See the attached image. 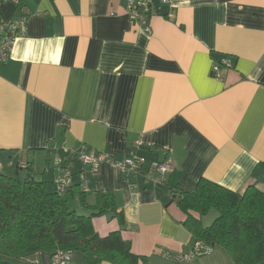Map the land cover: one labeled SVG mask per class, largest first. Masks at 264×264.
I'll return each mask as SVG.
<instances>
[{"label": "crops", "instance_id": "obj_1", "mask_svg": "<svg viewBox=\"0 0 264 264\" xmlns=\"http://www.w3.org/2000/svg\"><path fill=\"white\" fill-rule=\"evenodd\" d=\"M152 1L148 34L127 0H0V20L27 25L0 61V172L21 169L22 179L52 184L56 152L83 143L114 162L133 150L148 161L170 158L165 183L125 176L106 161L97 175L85 167L80 186L76 161L78 188L65 197L89 215L79 190L89 205L98 192H114L117 212L94 216V228L121 231L140 264H238L222 246L176 260L196 241L177 193L200 179L264 192V0ZM224 59L229 65L214 73ZM24 260L49 264L51 255ZM73 263L86 264L82 253Z\"/></svg>", "mask_w": 264, "mask_h": 264}, {"label": "trees", "instance_id": "obj_2", "mask_svg": "<svg viewBox=\"0 0 264 264\" xmlns=\"http://www.w3.org/2000/svg\"><path fill=\"white\" fill-rule=\"evenodd\" d=\"M50 184L33 174L20 179L0 172V239L5 247L0 250V264H32L24 257L36 252L53 256L58 250H71L73 255L80 252L86 264H140L145 260L131 252L121 231L101 236L94 228V216L117 212L114 192H98L96 203L89 205L86 191L77 190L82 206L92 210L85 215L70 206L65 194L57 192L54 180L52 188ZM75 187L78 185L71 189ZM177 195L196 240L222 246L238 264L264 262L263 191L249 186L243 193L235 192L200 179L194 191ZM211 210L219 214L203 226L202 218Z\"/></svg>", "mask_w": 264, "mask_h": 264}, {"label": "built area", "instance_id": "obj_3", "mask_svg": "<svg viewBox=\"0 0 264 264\" xmlns=\"http://www.w3.org/2000/svg\"><path fill=\"white\" fill-rule=\"evenodd\" d=\"M169 0H160L161 4L168 3ZM126 10L130 17L135 21L138 27H141L146 33L151 34L149 25V17L154 12L152 0H127ZM27 32L26 20L24 17L13 18L9 20H0V61L6 62L11 58L12 51L16 40ZM228 66L227 59L214 65V73L221 66ZM60 149V148H59ZM79 161L82 170L79 171L80 184L84 185L86 180L85 167L97 175L100 165L103 162H113L119 167L125 176L143 175L148 181L165 183L175 169L174 162L167 158L165 160H151L133 150L126 158L121 161L114 162L107 153L99 152L86 144H81L77 149L61 147L53 158V166L58 170V174L54 178V186L61 195L67 193L77 183L74 178L73 168L75 162ZM1 166V164H0ZM138 185L132 184V188L136 189ZM211 245L203 240H196L193 248L189 253L175 256L180 262H191L195 258L209 252ZM49 264H74L73 252L71 250H58L53 256Z\"/></svg>", "mask_w": 264, "mask_h": 264}, {"label": "rangeland", "instance_id": "obj_4", "mask_svg": "<svg viewBox=\"0 0 264 264\" xmlns=\"http://www.w3.org/2000/svg\"><path fill=\"white\" fill-rule=\"evenodd\" d=\"M19 173H18V178L22 179L21 177H24L26 175V172H25V175H22L21 173V169H19ZM11 174H15V169L14 168H11ZM218 211L217 210H211L207 215L204 216L203 218V224L204 226H208L210 225L214 219L218 216ZM0 250L1 251H5V247L0 239Z\"/></svg>", "mask_w": 264, "mask_h": 264}]
</instances>
